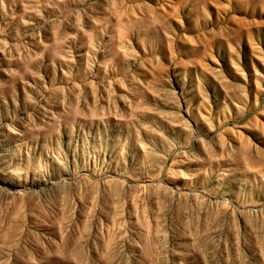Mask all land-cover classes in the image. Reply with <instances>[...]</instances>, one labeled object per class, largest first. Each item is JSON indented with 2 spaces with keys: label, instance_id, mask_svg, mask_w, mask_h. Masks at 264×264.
<instances>
[{
  "label": "rangeland",
  "instance_id": "rangeland-1",
  "mask_svg": "<svg viewBox=\"0 0 264 264\" xmlns=\"http://www.w3.org/2000/svg\"><path fill=\"white\" fill-rule=\"evenodd\" d=\"M0 264H264V0H0Z\"/></svg>",
  "mask_w": 264,
  "mask_h": 264
}]
</instances>
